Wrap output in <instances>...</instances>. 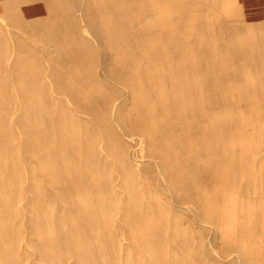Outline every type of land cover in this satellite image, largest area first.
<instances>
[{
  "label": "bare ground",
  "instance_id": "1",
  "mask_svg": "<svg viewBox=\"0 0 264 264\" xmlns=\"http://www.w3.org/2000/svg\"><path fill=\"white\" fill-rule=\"evenodd\" d=\"M156 2L158 10L175 11L176 0ZM236 3L237 12L233 17L237 22L233 23L232 28L228 18L219 23L228 30L222 35V38L226 37L225 40L217 42V51H228L235 57L241 56L245 49L252 56L254 67L250 68V75L257 76L260 83H247L241 87L239 99L244 106L251 108L255 117H259L264 115V0H237ZM175 17L177 15L173 14L159 17L149 0H0V182L3 181L0 185L5 186L10 181L7 176L11 175L12 168L18 171L25 198L33 200L31 188L34 186L27 183L26 175L36 171L40 180L45 183L48 179L51 189L61 193L68 203L64 209L54 200L56 195L50 196L56 214L51 215V220L49 215L45 222L42 219L36 222V229L45 226L49 230L46 239L54 231L58 232L56 234L61 240L56 248L59 246L60 252L64 254L61 261L62 256L54 257L53 246L44 245L43 250L50 260L43 264H67V259L76 252H80L81 259L78 263V258H75L73 264H94L95 261L98 264H115V253L110 251L108 245L111 241H106L105 247L103 241H93L91 238L90 228L98 223L97 216L85 219L81 214L83 207H90L83 199L80 200V195L84 197L89 187L91 171L113 173L114 192L119 195L118 200L114 198L109 205L110 209L122 210L121 218H115L127 226L120 234L124 242L143 232L139 227L148 220L145 215L143 217L141 210L145 208V213L149 215L155 214L157 209L153 201H141L135 190V183L139 179L137 175L149 180L147 184L150 188L166 190L170 196L167 204H171V209H190L185 206L187 202L172 196L174 179L186 185V179L189 178L187 172L192 170L189 168L184 171L182 179L176 176L180 167L186 165L179 163L174 150L177 148V152L178 148L184 146L186 136L191 138L195 134H202V127L194 119L187 124L188 132H179L180 119H168L165 113H160V105L157 104L159 99L156 104L149 105L154 106L153 117L145 113L146 107H149L146 106V99L140 101V107L127 103V96H132L134 90L148 94L152 87L147 88V78L142 72L135 71L132 74L129 68L113 63V58L116 60L119 56L122 59L125 54H129L138 64H142L144 58L138 53L139 48H155L161 38L165 39V27L168 26L170 30L174 26L177 28L178 22L170 25ZM214 19L216 21V16ZM142 21L147 24L143 26ZM133 36L137 38L135 45L131 39ZM211 37L214 38L212 32ZM237 38L243 41L244 49L236 45ZM125 40L128 46L124 44ZM36 43H40L43 48L35 47ZM178 43L180 40L176 38L165 42V53L172 55ZM122 45V54L115 53L114 50L122 48ZM45 78L48 79L47 90ZM86 79H93L94 86L87 84ZM151 94L155 95L152 97L155 100L158 94L154 91ZM14 98L17 102L7 107ZM50 103L51 109L57 111H52L49 117L46 105ZM165 108L171 110L172 106ZM69 109L74 115L73 129L79 131L81 143L79 138L76 144H67L64 138H70L71 134L65 125L70 122L66 114ZM133 109L136 113H131ZM126 113L131 114L127 116ZM37 117L40 119V128H35L37 126L32 123L33 118ZM12 129L13 134L10 132ZM224 129L226 136L232 134L231 124H225ZM17 140L18 147L14 149L12 146L10 149L8 146ZM164 141L171 142L166 146L162 143ZM80 149L85 152V158L90 157L93 161L89 169L86 163L76 157ZM228 157H231V163L236 155L225 152L220 161L227 162ZM46 160L49 164H55V177H50L42 165V161ZM140 167L145 168L138 169ZM102 185L103 181H100L99 186ZM9 209L6 205L3 211L10 217ZM33 216L34 219L38 216L35 206L32 220ZM196 219L200 226H205L209 231L214 229L213 220L198 216ZM51 222L56 225L53 229ZM46 239L43 242L46 243ZM206 239L208 246L210 239ZM78 242L80 246L77 247ZM209 247L215 252L211 245ZM229 254L224 250L217 257L221 262L228 260L239 264V251L236 249L233 254ZM3 255L12 259L8 252ZM171 262L174 264L173 260Z\"/></svg>",
  "mask_w": 264,
  "mask_h": 264
},
{
  "label": "rangeland",
  "instance_id": "2",
  "mask_svg": "<svg viewBox=\"0 0 264 264\" xmlns=\"http://www.w3.org/2000/svg\"><path fill=\"white\" fill-rule=\"evenodd\" d=\"M176 1V8L173 11L158 10L159 8L156 9L158 2L149 0L159 17L177 15L170 25L177 22L178 24L177 28L174 26L171 30L168 26L165 27V39L161 38L152 50L139 48L138 53L144 58L142 64H138V61L129 54H125L122 59L119 56L116 60L113 58V63L129 68L132 74L135 71L142 72L147 78V88L152 87L148 94L134 90L132 96L130 94L127 96V103L140 107V101L146 99V106H149L156 104L159 99L157 104L160 105V113H165L168 119L176 117L180 119L179 132H188L187 124L194 119L196 124L202 127V134H195L191 138L186 136L184 146L178 148L177 152L175 151L177 148L174 150L179 163L186 165L180 167L176 176L182 179L184 171L189 168L192 170L187 172L189 178L186 179V182L188 181L186 185L174 179L173 185L171 184L172 196L187 202L185 206L190 209H171L169 207L171 204L169 206L167 204L169 193L154 185L152 186L154 188H150L151 186L147 184L149 180L137 175L136 178L140 180L135 183V190L139 193L141 201L143 203L147 200L153 201L157 211L148 215L145 213L146 210L144 211L145 208L142 209L143 217L145 215L148 220L139 227L143 232L134 239L124 242L120 234L127 226L122 220L115 218L116 216L121 218L122 210L110 209L109 205L114 198L118 200L119 195L118 192H114L113 173L106 171L99 174L94 170L89 173L91 181L84 197L80 195V200L83 199L90 207L87 209L83 207L81 214L85 219L97 216L98 223L90 228L91 238L93 241H103V246L106 241H111L108 245L110 251L115 253V264L129 262L131 264L132 261V264H173L171 260L174 264L193 262L234 264L228 260L221 262L217 256L224 253V250L233 254L236 249L241 255L239 264H264V115L255 117L251 113V108L244 106L239 99L241 87L247 83L257 85L260 80L257 76L250 75V68L254 67L252 56L246 53L240 38L235 39V42L238 47L244 49L241 56L233 57L228 51H217V42L225 40L226 37L222 38V35L228 30L219 23L228 18L232 28L233 23L237 22L233 17L237 12L235 8L237 0ZM217 22L219 25H216ZM146 24L147 22L142 21L143 26ZM211 32L214 38L211 37ZM172 38L179 39L180 43L175 45V52L172 55H167L165 42ZM131 39L135 45L136 36ZM123 42L128 46L127 40ZM35 47L43 48L40 43H36ZM122 49L123 45L114 51L121 55ZM30 67L31 65L28 66ZM86 83L94 86L95 82L93 79H86ZM45 84L47 90V78ZM151 91L158 94L155 100H152L155 95L151 94ZM133 99L138 103H134ZM15 102L17 99L14 98L7 107ZM166 106H172L171 110H167ZM153 107H146L145 113L151 117L155 113ZM127 108L128 106L126 110ZM46 110L49 117L52 111H57L51 109V103L46 105ZM131 113H136L135 109ZM66 114L70 122L65 125L69 131L71 130L70 138L64 137L67 144L69 142L76 144L79 138L81 143L79 131L73 129L75 126L72 121L73 113L69 109ZM32 123L37 126L35 128H40L38 117L33 118ZM225 124L232 126V134L229 136L225 135ZM10 132L13 134L14 130ZM92 139L90 141L93 142ZM171 141L162 143L168 146ZM17 142L18 140L12 141L8 147L12 149L13 146L16 149ZM225 152L231 156L236 155V158L230 163L231 157H228V161L222 163L220 158ZM147 153L148 149L145 150V154ZM85 156L81 149L80 153L76 152L77 159L86 163L89 169V164L93 165V161ZM150 160L155 161L151 158ZM42 163L48 175L55 177V164H49L47 160ZM11 170V175L7 176L10 181L6 180L5 186L0 185V264H43L50 260L43 250L44 245L53 246L54 257L62 256L60 258L62 261L64 254L60 252L59 246L56 248V244L60 245L61 240L56 234L58 232L54 231L55 233L46 239L49 230L45 226L36 229V222H39L38 219L45 222L49 215L51 220V215L56 214L55 207L50 203V196L56 195L54 200L64 209L68 207L65 197L51 189L48 177L44 183L34 171L26 175L27 183L34 186L31 188L34 192L31 197L34 199L25 198L26 193L22 191L18 171L12 168ZM100 181H103L101 187ZM73 198H76V195H73ZM6 205L10 208L8 211L10 217L3 211ZM34 206L37 208L38 216L36 219L33 216L32 220ZM26 214L28 215L25 216ZM193 216L195 219H192ZM197 216L213 220L214 229L209 231L205 226H200L199 221H195L199 219H196ZM50 226L53 229L56 225L51 222ZM78 230L80 233V227ZM146 231L149 232L145 234ZM206 238L210 239V245L215 252L209 250L210 245L207 246ZM45 239L47 244L43 242ZM76 246H80V243L78 242ZM5 252L10 253L12 259L4 257ZM75 258H78L80 263V252L68 258L67 264H73ZM94 264L98 262L95 261Z\"/></svg>",
  "mask_w": 264,
  "mask_h": 264
}]
</instances>
